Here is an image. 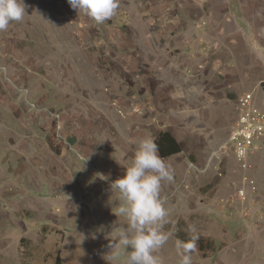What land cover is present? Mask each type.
Instances as JSON below:
<instances>
[{"label":"rangeland","instance_id":"obj_1","mask_svg":"<svg viewBox=\"0 0 264 264\" xmlns=\"http://www.w3.org/2000/svg\"><path fill=\"white\" fill-rule=\"evenodd\" d=\"M24 3L0 32V264H124L108 260L127 224L111 183L162 132L182 148L163 158V264L192 226L193 264H264V141L247 168L227 145L242 97L264 111V0H120L104 23Z\"/></svg>","mask_w":264,"mask_h":264},{"label":"clouds","instance_id":"obj_2","mask_svg":"<svg viewBox=\"0 0 264 264\" xmlns=\"http://www.w3.org/2000/svg\"><path fill=\"white\" fill-rule=\"evenodd\" d=\"M70 7L83 13L96 23L111 19L120 6V0H67ZM26 15L24 0H0V32L6 31L12 22H20ZM125 175L111 183V190L119 193V215L127 219L115 239H110L108 260L116 262L122 251L124 264H163L157 255L170 239L164 230L170 221L168 208L161 197L164 182H171L172 172L160 157L158 146L152 137H145L138 146ZM105 179L102 174H97ZM116 215V214H115ZM188 241L177 240L179 264H193V253L198 251L195 226Z\"/></svg>","mask_w":264,"mask_h":264},{"label":"built area","instance_id":"obj_3","mask_svg":"<svg viewBox=\"0 0 264 264\" xmlns=\"http://www.w3.org/2000/svg\"><path fill=\"white\" fill-rule=\"evenodd\" d=\"M236 111L237 126L231 132L227 145L237 161L244 168H247L251 155L255 153L257 140L262 139L264 141V111L253 94L242 97L238 102ZM244 181L249 182L247 176ZM254 184L253 181H250L253 189H255ZM238 195L245 200L246 190L241 188Z\"/></svg>","mask_w":264,"mask_h":264},{"label":"trees","instance_id":"obj_4","mask_svg":"<svg viewBox=\"0 0 264 264\" xmlns=\"http://www.w3.org/2000/svg\"><path fill=\"white\" fill-rule=\"evenodd\" d=\"M262 90L264 92V82L261 84ZM51 148L55 153L60 157H65L68 154V149L65 151L62 150V147L57 145L54 140H49ZM155 143L158 146L159 155L166 159L173 155H178L182 152V148L178 143L177 139L170 132H162L159 134ZM65 146V145H64ZM67 148V147H66ZM57 264H62L60 258L57 260Z\"/></svg>","mask_w":264,"mask_h":264},{"label":"crops","instance_id":"obj_5","mask_svg":"<svg viewBox=\"0 0 264 264\" xmlns=\"http://www.w3.org/2000/svg\"><path fill=\"white\" fill-rule=\"evenodd\" d=\"M112 18H113V17H112ZM112 18H111V19H112ZM129 35H130V34H129ZM130 36H131V35H130ZM131 37H132V36H131ZM136 41H137V40H136ZM259 42H260V43H262V44H264V41H263V40H262V41H261V40H259ZM136 43L139 45V43H140V42H139V43H138V42H136ZM146 48H147V47H146ZM70 144H71V143H70ZM71 145H72V144H71ZM72 146H73V145H72ZM173 156H174V155H173ZM171 157H172V156H171ZM171 157H168V158H171ZM166 159H167V158H166Z\"/></svg>","mask_w":264,"mask_h":264}]
</instances>
